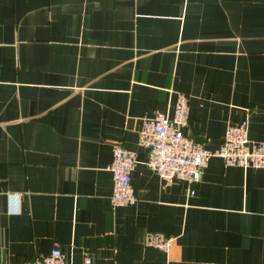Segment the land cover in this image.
I'll use <instances>...</instances> for the list:
<instances>
[{
  "label": "crops",
  "instance_id": "obj_1",
  "mask_svg": "<svg viewBox=\"0 0 264 264\" xmlns=\"http://www.w3.org/2000/svg\"><path fill=\"white\" fill-rule=\"evenodd\" d=\"M179 91L204 148L244 120L264 141V0H0V264H264L263 170L213 157L189 196L147 165L144 120ZM115 143L137 154L126 207Z\"/></svg>",
  "mask_w": 264,
  "mask_h": 264
},
{
  "label": "built area",
  "instance_id": "obj_2",
  "mask_svg": "<svg viewBox=\"0 0 264 264\" xmlns=\"http://www.w3.org/2000/svg\"><path fill=\"white\" fill-rule=\"evenodd\" d=\"M190 98L185 92H177L173 116L157 113L144 120L140 142L148 153V167L154 171L163 184L182 183L187 186L189 196H194L202 181L203 170L211 158L218 157L225 167L252 168L264 171V141L253 142L249 137V122L229 126L221 147L216 151L204 145L188 133L190 126ZM138 165L137 154L115 143L113 147V192L114 207H126L136 201L132 188L133 172ZM175 244L174 238L162 233H150L146 246L168 254ZM20 264H67L59 249L50 255ZM86 264H92L91 259Z\"/></svg>",
  "mask_w": 264,
  "mask_h": 264
}]
</instances>
